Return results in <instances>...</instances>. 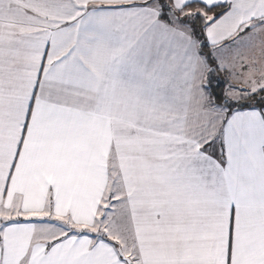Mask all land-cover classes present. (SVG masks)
<instances>
[{"label": "snow or ice", "instance_id": "6c2138e0", "mask_svg": "<svg viewBox=\"0 0 264 264\" xmlns=\"http://www.w3.org/2000/svg\"><path fill=\"white\" fill-rule=\"evenodd\" d=\"M0 264H264V0H0Z\"/></svg>", "mask_w": 264, "mask_h": 264}]
</instances>
